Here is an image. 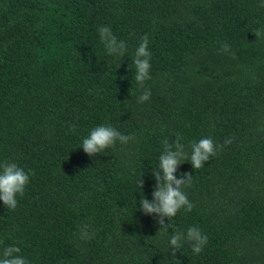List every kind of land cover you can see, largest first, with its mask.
<instances>
[{"label": "trees", "instance_id": "trees-1", "mask_svg": "<svg viewBox=\"0 0 264 264\" xmlns=\"http://www.w3.org/2000/svg\"><path fill=\"white\" fill-rule=\"evenodd\" d=\"M260 3L0 0V162L34 173L15 210L0 202V255L15 245L28 264H264ZM100 26L126 42L124 57L107 53ZM145 34L141 88L132 58ZM144 89L150 99L137 103ZM102 124L135 139L90 157L82 140ZM177 134L186 152L211 137L217 155L178 166L177 178L192 174L183 190L195 207L165 218L161 233L138 202L151 201L162 141ZM84 224L86 241L74 235ZM193 226L208 238L200 254L186 241L167 251Z\"/></svg>", "mask_w": 264, "mask_h": 264}, {"label": "clouds", "instance_id": "clouds-1", "mask_svg": "<svg viewBox=\"0 0 264 264\" xmlns=\"http://www.w3.org/2000/svg\"><path fill=\"white\" fill-rule=\"evenodd\" d=\"M264 8V0L259 5ZM100 41L104 44L109 55H115L120 58L127 54V45L125 41L117 40L112 30L108 26H100L97 29ZM258 40L264 38V29H256L252 33ZM140 43L135 49L132 64L135 68L134 80L143 88L144 82L150 77V57L148 50L149 37L147 34L140 38ZM221 52H230V46L221 45ZM235 56V53H232ZM150 89H144L142 94L137 98V103H144L150 99ZM132 135H124L108 124H102L90 130L89 134L82 140L81 147L83 152L88 156L100 154L105 149L115 145L117 141L126 144L134 140ZM182 136L176 135L173 142H169L167 138L162 141L163 150L158 157L155 171L152 176L155 180L154 190L152 192L151 201L144 198L139 200L140 211L145 215L155 214L159 219L158 232L164 233L170 227L169 223L165 224V218L175 217L177 212L183 209L185 212H191L195 207L187 197L183 190L184 187L191 184L192 174L183 173L179 178L175 175L177 168L184 162H189L192 169H200L209 161V158L217 155L218 146L211 137L201 138L199 141L191 142L190 152L185 151V146L181 142ZM232 143L231 138H226L224 146ZM34 175L31 170L26 171L15 162H0V202L9 210H15L18 204L17 197L23 196L25 189L29 183L30 176ZM139 188H142V181H137ZM87 224L81 225L78 233L80 240H89L93 233L88 230ZM207 236L202 234L198 227H189L185 232L177 231L171 235L168 241V249L172 250V255L183 246L186 241L191 245V251L194 255L202 252L207 244ZM21 249L15 245H8L3 248L0 255V264H28L27 260L20 255ZM176 261V260H174ZM179 264V261H176Z\"/></svg>", "mask_w": 264, "mask_h": 264}]
</instances>
